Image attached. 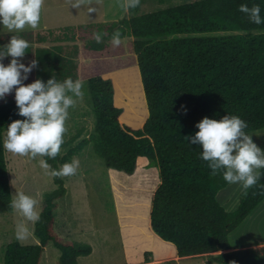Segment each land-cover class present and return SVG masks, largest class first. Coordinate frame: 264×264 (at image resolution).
<instances>
[{
	"label": "trees",
	"instance_id": "trees-1",
	"mask_svg": "<svg viewBox=\"0 0 264 264\" xmlns=\"http://www.w3.org/2000/svg\"><path fill=\"white\" fill-rule=\"evenodd\" d=\"M143 1L128 12L137 13ZM241 4L259 5L264 18V0H197L116 22L69 27L47 36L30 33L29 43L49 46H31L22 60L26 66L33 59L38 61L26 85L54 76L61 82L68 77L80 79L89 86L93 132L63 157L44 159L59 169L90 148L112 171L115 188L128 195L129 188H135L130 196L137 223L146 231L149 226L158 240L173 246L174 257L219 253L216 264H264V256L256 249L234 248L229 242V235L263 201L264 190L243 191L238 209L227 212L217 196L229 184L222 174L212 176L200 159L201 147L184 139L199 131L195 125L205 117L219 120L236 115L247 122V133L264 129V24L251 23L238 11ZM117 30L122 39L132 40L113 48L109 41ZM95 32L104 34L103 43H96ZM9 40V35H0V46ZM129 53L133 57L124 60ZM10 60L3 63L7 66ZM134 66L139 68L142 83L136 72L131 77L135 84L130 86L134 108L127 104L123 111L115 98L112 74ZM131 80L125 78L124 87ZM14 97L15 91L0 100V210L6 213L13 212V198L3 134L10 123L24 119L17 115ZM126 117L142 128L122 125L128 123ZM81 134L62 146L72 145ZM146 168L158 169L159 184L155 173ZM53 181L56 189L45 195L41 219L35 223L39 244L10 243L5 264H40L49 243L61 251L59 264H78L79 257L92 253L91 246L67 242L55 234L54 211L67 189L64 178ZM259 183L264 184V175ZM150 255L145 252L143 257L146 260Z\"/></svg>",
	"mask_w": 264,
	"mask_h": 264
},
{
	"label": "rangeland",
	"instance_id": "rangeland-1",
	"mask_svg": "<svg viewBox=\"0 0 264 264\" xmlns=\"http://www.w3.org/2000/svg\"><path fill=\"white\" fill-rule=\"evenodd\" d=\"M195 1L197 0H144L140 10L135 13L136 15H132L121 9L117 0H92L90 7H94L96 11L91 13H88L87 6L79 9L70 7L67 0H45L38 29L26 28L23 32L10 33L0 25V35H19L29 41L31 39L30 33L33 37L37 35L47 36L50 32H59L69 27L116 22L129 19L134 15H143ZM44 26L47 27V30L42 31ZM55 27L62 29L57 30ZM217 34L228 35L230 33ZM131 40L132 38L123 39V44L126 45ZM30 45L32 47L49 46V44L32 43ZM132 57V54H126L124 60ZM22 62L24 63V61ZM134 67L136 69L128 68L112 74V80L116 78L114 80L115 98L118 99L119 108H122L123 111L128 109L127 104L134 108L133 100H130L131 96L134 98L130 86L133 88L135 84L131 77H134L136 72L137 77L140 78V83H142L139 68ZM125 78L131 80V85L128 86L127 84L124 87ZM82 82L85 95L82 101H79L74 108L69 109V118L66 121L68 131L65 134L64 143L79 133L82 134L72 145L61 146V151L58 154L60 158L67 153L69 148L77 145L93 132L95 120L91 110L89 86L87 81ZM142 92L147 110L143 86ZM146 119L147 117L144 121ZM125 120L128 123H122V125L134 130L143 126L128 117ZM6 130L7 128L3 134V140L6 138ZM260 136H255L253 142L261 143ZM5 155L12 198L16 192L22 191L38 201L37 211L41 212L45 195L56 189L53 177L45 175L39 167V157L32 160L28 157L14 156L6 150ZM78 159L80 160V168L76 175L64 177L67 194L57 201V207L54 211V232L59 238L67 242L89 245L92 248L90 255L78 258V264H216L214 259L219 253L185 258L174 257L173 246L158 240L149 226L148 231H146V227L143 228L140 222L137 223L138 215L134 201L130 196V194L132 196L135 194V188H129V195L126 190L115 188L112 171L106 168L104 162L90 148L83 152ZM153 169L155 168L151 170L153 171ZM156 170L159 172L158 169ZM230 188L227 190L228 193H231ZM153 195L154 193H152L151 198ZM22 220L24 218L14 209L12 213L0 210V264H5V250L10 243L19 242L24 246L39 244V240L34 234L35 224L27 221L24 222L32 232L31 237L26 241L16 240L15 227ZM254 226L264 230V225H260L258 222H255ZM261 233L264 234V231L261 230ZM252 242H249L250 244L245 247L254 248L259 255L264 256V242H258L257 247V243ZM145 252H151V255L146 259L148 263H145L146 260L143 257ZM60 256L61 251L53 243H49L44 249L40 264H59Z\"/></svg>",
	"mask_w": 264,
	"mask_h": 264
},
{
	"label": "clouds",
	"instance_id": "clouds-1",
	"mask_svg": "<svg viewBox=\"0 0 264 264\" xmlns=\"http://www.w3.org/2000/svg\"><path fill=\"white\" fill-rule=\"evenodd\" d=\"M72 8L87 6L88 13L95 12L92 0H67ZM45 0H0V25L10 33L23 32L26 28L38 29ZM118 6L125 12L140 6V0H117ZM239 12L245 14L251 23L264 24L259 5L249 7L241 4ZM96 43L104 42V34L95 32ZM110 44L118 48L123 43L122 34L115 31ZM30 43L19 35H11L10 40L0 46V100L15 91L17 115L23 120H15L6 130L4 149L14 156L38 160L39 167L45 175L53 178L70 177L77 174L80 160L72 158L59 169H54L44 157L55 159L61 151L67 133L66 121L69 109L74 108L84 98L82 80L71 77L58 81L54 76L47 82L36 79L30 84V73L38 68V61L33 59L26 66L22 60L26 56ZM11 57L6 66L3 61ZM183 114L186 108L181 106ZM198 132L184 139L191 145L202 149L200 159L207 163L211 175L222 174L223 180L230 185H239L247 192L253 187L264 190L260 180L264 173V150L260 149L245 130L248 124L236 115H225L219 120L203 118L195 125ZM264 194V193H262ZM38 201L24 192H16L11 201V208L24 220L15 227L17 241L28 240L32 232L24 221L35 224L40 221L41 213L37 211ZM235 264V261L232 262Z\"/></svg>",
	"mask_w": 264,
	"mask_h": 264
},
{
	"label": "crops",
	"instance_id": "crops-1",
	"mask_svg": "<svg viewBox=\"0 0 264 264\" xmlns=\"http://www.w3.org/2000/svg\"><path fill=\"white\" fill-rule=\"evenodd\" d=\"M57 30L62 29L61 27H55ZM47 30V27L44 26L43 30ZM252 136V139L260 135H264V129L256 132L248 133ZM261 137V143H255L259 148L264 150V136ZM152 169V168H151ZM151 169L146 168L145 170ZM155 172L156 177L158 178V184L160 183L158 172L153 169ZM231 187V188H230ZM230 188L231 193H228L227 190ZM244 190L239 185H228L225 189L221 190L217 196L218 202L221 206L229 213L235 212L240 203V196ZM258 222L260 225H264V200L263 202L253 211V213L248 216L242 224L229 235V242L232 247H243L250 244L249 242L253 241L252 243H257L256 247L258 246V242H264V234L261 233L263 229L256 228L254 223Z\"/></svg>",
	"mask_w": 264,
	"mask_h": 264
}]
</instances>
